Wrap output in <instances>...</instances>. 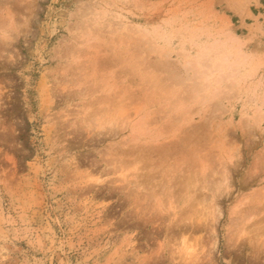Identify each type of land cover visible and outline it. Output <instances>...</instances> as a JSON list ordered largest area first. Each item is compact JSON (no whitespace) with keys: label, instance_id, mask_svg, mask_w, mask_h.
I'll return each mask as SVG.
<instances>
[{"label":"rangeland","instance_id":"obj_1","mask_svg":"<svg viewBox=\"0 0 264 264\" xmlns=\"http://www.w3.org/2000/svg\"><path fill=\"white\" fill-rule=\"evenodd\" d=\"M0 264H264V0H0Z\"/></svg>","mask_w":264,"mask_h":264}]
</instances>
